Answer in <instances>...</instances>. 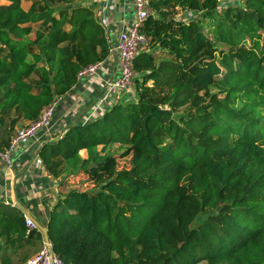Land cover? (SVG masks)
<instances>
[{"label":"trees","instance_id":"trees-1","mask_svg":"<svg viewBox=\"0 0 264 264\" xmlns=\"http://www.w3.org/2000/svg\"><path fill=\"white\" fill-rule=\"evenodd\" d=\"M4 1L1 152L20 120H37L81 69L110 54L91 9L73 0H28L27 10L21 0ZM150 3L158 17L144 33L173 60L141 54L134 100L70 125L38 152L52 178L83 174L93 186L70 189L50 210L53 251L65 264H264V0L221 9L219 0ZM170 7L197 17L167 20ZM149 82L167 92L154 93ZM109 145L130 156L129 169H118ZM12 209L0 204L3 264L7 249L42 238Z\"/></svg>","mask_w":264,"mask_h":264},{"label":"crops","instance_id":"crops-1","mask_svg":"<svg viewBox=\"0 0 264 264\" xmlns=\"http://www.w3.org/2000/svg\"><path fill=\"white\" fill-rule=\"evenodd\" d=\"M132 2L133 0H110V2L105 0H78L76 4L91 9L94 19L106 32L110 49L113 50L118 33L127 29L133 20ZM3 4H7V2L0 0V5ZM30 5L31 1L21 0V7L24 10H27ZM103 21L106 22L107 26L103 25ZM32 27L35 37L37 25H32ZM29 36L28 39H34V37L30 38ZM115 61L116 54L111 52L106 60L102 61V68L96 78L80 79L69 93L57 99L52 128L47 132H39L35 141L30 142L26 147H19L16 152L11 154V170H4L0 162V204L17 210L24 218L32 219L38 228L40 225L46 229L50 210L70 189L87 191L86 189H79L78 186H73L75 179L86 177L83 174L62 176L59 179L52 178L42 165H37L38 152L43 145L59 140L60 135L65 133L70 125L79 123L90 110V107L97 103L102 92V84L117 77V72L114 69ZM123 97L126 98L127 96ZM103 109L104 112L107 111L105 107ZM28 123L20 120L15 125L14 132ZM79 155L83 159L87 156L84 150L80 151ZM25 211L29 216L25 215ZM38 242L41 245V240ZM21 249L23 250V247L15 249V251L7 249L4 254L10 258V262L5 263L17 264L18 261L15 256L22 251ZM1 254L0 264H3ZM22 254L23 259H20L18 264H23L30 257L27 254Z\"/></svg>","mask_w":264,"mask_h":264},{"label":"built area","instance_id":"built-area-1","mask_svg":"<svg viewBox=\"0 0 264 264\" xmlns=\"http://www.w3.org/2000/svg\"><path fill=\"white\" fill-rule=\"evenodd\" d=\"M110 2V0H105ZM151 0H133L134 16L130 26L120 31L117 35V42L114 49H110V53L116 54L114 69L117 77L112 81L102 84V92L97 103L90 107V110L79 121L85 125L90 121L104 114V109H109L116 103L120 102L122 95L134 86L138 73L134 69L135 60L148 50L149 38L144 33L146 22L155 17ZM103 25L107 26L103 21ZM102 68V62H96L81 69L77 74V82L83 78H96ZM57 100L48 105L35 121L29 122L25 126L17 129L12 136L8 147L0 152V162L4 170L9 171L12 168L11 154L16 152L19 147H26L30 142L35 141L39 132H47L52 128L55 118V110ZM66 132V131H65ZM62 133L59 139L62 138ZM37 165H41L40 159L36 161ZM25 227L28 230H37L41 233L40 250L23 264H65L59 256L53 251L52 244L44 242L41 230L34 224L30 218H24Z\"/></svg>","mask_w":264,"mask_h":264},{"label":"rangeland","instance_id":"rangeland-1","mask_svg":"<svg viewBox=\"0 0 264 264\" xmlns=\"http://www.w3.org/2000/svg\"><path fill=\"white\" fill-rule=\"evenodd\" d=\"M74 3H78V0H73ZM243 0H219V4H220V9L221 7L224 8L226 6H234L235 4H241ZM166 13V18L167 20L169 19H173L174 21H180V20H188L189 18H196L197 17V13L196 12H189V11H181L179 8H173L170 7L167 10H165ZM157 13L155 14V18H157ZM211 22L210 21H203L202 23V29L203 32L208 36L209 39L212 38V35L209 34L210 33V29H211ZM33 33H31V35L29 36L30 38H33ZM149 38V43H148V53H152L154 55V57L156 58V63L159 62V60L165 59V60H173V56L169 53V49L168 48H162L160 43H158L156 40L152 39L151 36L147 35ZM216 47L218 49H228L227 46L223 45V44H218L216 43ZM36 76H32V79H35ZM147 87L152 90L154 93L157 94H161V93H166L167 89L166 88H156L152 86V83L149 82L147 84ZM204 91L200 92L199 95H203ZM129 95V99L128 100H134L135 98V85L130 88L128 90V92L124 93L122 95V98L120 101H122V103H126L128 102L127 97ZM123 96H127L126 98ZM187 111V107L181 108L178 110L179 113H185ZM98 149H100V147H98ZM107 152L116 155L117 157V165H118V169H129L130 165H129V159L130 156H126V157H121V155L124 153V150L119 148L118 145H109L108 147H106ZM74 185L73 186H78L79 189H86L91 190L92 189V184L88 183L86 181V177L84 178H78L74 180ZM198 221H196L194 224H192V226H196ZM40 243L38 242L37 239H32L30 240V242L24 246L23 250L21 252H19L16 256L15 259H17L18 263H20V259H23V254H27L30 257L35 255L39 250H40ZM28 257V258H30ZM17 263V264H18ZM200 264H205V263H200Z\"/></svg>","mask_w":264,"mask_h":264},{"label":"water","instance_id":"water-1","mask_svg":"<svg viewBox=\"0 0 264 264\" xmlns=\"http://www.w3.org/2000/svg\"><path fill=\"white\" fill-rule=\"evenodd\" d=\"M25 215L29 216V214L25 211L24 212ZM39 226V229L41 230L42 234H43V239H44V242L45 243H48L49 242V239H48V234H47V230L43 227H41L40 225Z\"/></svg>","mask_w":264,"mask_h":264}]
</instances>
